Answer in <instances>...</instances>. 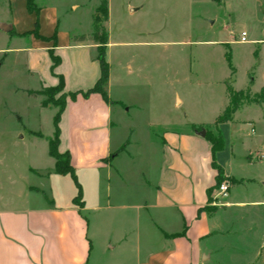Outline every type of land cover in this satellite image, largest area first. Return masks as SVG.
Here are the masks:
<instances>
[{"label":"rangeland","instance_id":"374dc122","mask_svg":"<svg viewBox=\"0 0 264 264\" xmlns=\"http://www.w3.org/2000/svg\"><path fill=\"white\" fill-rule=\"evenodd\" d=\"M100 1L35 0L40 33L50 36L56 32V41L61 45L94 44L91 37ZM106 1L107 20L101 16L98 20L107 35L110 98L120 101L113 110L122 111L120 116H112L116 125L112 140H139V148L128 150L136 159L137 170H154L157 153L153 146L162 137L187 149L190 159H180L185 168L197 174L208 170L210 164L202 161L206 140L195 137L192 146L182 139V132L196 124L197 132H205L204 137L209 133L217 136L218 127L214 128L213 121L228 104L227 84L234 91H248L250 100L264 88V0ZM7 2L0 0L2 18L9 17ZM241 32L247 34L245 43L239 42ZM30 42L27 37L19 38L9 47L25 49ZM92 51L87 47L61 48L54 53L61 65L50 72L55 74L59 68L60 74L68 78L76 61L85 70L82 61ZM38 54V61L43 62ZM48 56L46 61L52 64ZM29 66L27 53L21 52L7 54L0 69V198L5 202L18 200L17 194L29 180L30 159L39 158L41 147L27 140L29 133L52 138V118L65 100L63 91L29 95L42 91L38 78L27 74ZM165 124L172 126L173 132L163 128ZM238 130L239 139L235 138ZM219 134L224 142L223 169L244 179L245 186L235 189L236 194L248 198L263 191L264 159L260 155L264 151V104L243 103L231 123L219 126ZM214 163L218 164L217 160ZM222 177L211 192L216 199L222 198L217 192L221 185L228 189L231 185ZM18 208L23 205L19 203ZM126 264L135 262L129 260Z\"/></svg>","mask_w":264,"mask_h":264},{"label":"crops","instance_id":"0c3cea01","mask_svg":"<svg viewBox=\"0 0 264 264\" xmlns=\"http://www.w3.org/2000/svg\"><path fill=\"white\" fill-rule=\"evenodd\" d=\"M7 9L9 17H0V22L11 24L14 34L0 31V69L7 54L22 52L28 55L27 74L36 76L40 85L54 87L62 77L65 94L86 92L94 86L100 74L95 44L57 42L52 49V43L24 35L34 23L25 0H8ZM39 35L52 36L40 31ZM25 37L31 41L29 48L9 47L13 40ZM69 47L93 50L82 61L87 68L82 70L76 61L68 78L59 68L55 74L50 72L49 50L57 53ZM38 52L43 62L38 61ZM107 97L109 102L99 94L67 98L58 123L57 149L70 155L81 190L80 206L73 202L78 189L71 177L53 173L50 136L29 133L27 140L39 144L41 150L39 158L30 159L29 180L17 194L18 200L0 198V264H126L129 260L135 264H264V190L240 198L242 194L238 196L235 189L245 186L244 179L223 169L222 150L213 157L209 142L195 131L196 124L182 132V139L192 146L195 137L205 139L202 161L211 168L191 172L180 162L190 159L187 149L162 137L153 146L157 153L154 170H137L128 150L139 148V140H112L116 126L112 116L122 111L113 110L120 101L110 98V77ZM162 127L173 132L169 124ZM236 132L235 138H241ZM214 160L231 183L220 199L212 196L214 189L209 190L217 175ZM19 203L23 208H18Z\"/></svg>","mask_w":264,"mask_h":264},{"label":"trees","instance_id":"16d2710c","mask_svg":"<svg viewBox=\"0 0 264 264\" xmlns=\"http://www.w3.org/2000/svg\"><path fill=\"white\" fill-rule=\"evenodd\" d=\"M25 6L26 11L29 14H33L35 16L34 21V27L30 32L25 33L24 35H32L37 40H40L42 42H52V49L56 47V32L53 33V35L50 38H45L39 35V8L35 4V0H25ZM96 13L98 14V17L101 16L104 18V21L107 20V1L101 0L100 5L96 10ZM98 17H95V25H94V32L92 34L91 40L96 45L95 49V61H97L99 65V78L95 82L94 86L87 90L86 92H76V93H68L65 94V100L59 104L58 111L55 113L52 119L53 123V134L52 138L47 139L48 143V155L54 160V167H53V173L58 175H69L71 179L73 180L74 184L76 185L78 189L77 197L73 200L74 204L80 206L81 205V190L80 186L78 184L76 175L74 173V170L70 163V155L68 152L65 153H59L58 152V142H59V128L58 123L60 119V115L63 112L66 100L67 98L74 100L77 95H81L83 98L88 97L90 94H99L105 102H109L107 97V85H108V79H109V65L105 58V44H106V38L107 35L105 34L104 30L99 25ZM14 30L9 33V35H13ZM49 56L52 61L51 71L56 68L60 60L59 58L54 55L52 50H49ZM226 60L228 63V66L231 68V59L230 55H226ZM59 78V83L54 87H48V86H42V91L37 92H29V95H35V96H47L46 92H62L64 88V82L62 77ZM226 92L228 97V104L225 107V109L222 111L220 115H218L214 122L213 126L214 128L218 127L221 124L230 122L233 118V115L239 110L241 105L243 103H255L258 105L264 104V88H261L260 91L255 95V98L250 100V94L248 91L241 90V91H234L230 85H226ZM45 107V105H42ZM195 131L197 132L198 129L195 127ZM216 131V130H215ZM217 132V136H214L212 133H209L206 135L205 139L209 142L211 145V153L214 157L215 154L222 150L223 148V140L219 134V131ZM41 136V135H39ZM213 168L215 169L217 175L215 177V185L209 189L213 190L216 187H218L223 180L222 177V170L221 167L216 165L214 162L212 163Z\"/></svg>","mask_w":264,"mask_h":264},{"label":"built area","instance_id":"2783aa9c","mask_svg":"<svg viewBox=\"0 0 264 264\" xmlns=\"http://www.w3.org/2000/svg\"><path fill=\"white\" fill-rule=\"evenodd\" d=\"M247 34L245 32H241L240 34V39L239 42L241 43H245L247 42L246 40ZM264 74V71H263ZM261 159H264V151H262L261 155H260ZM217 192L219 193V195H221L222 197H225L227 195L228 192V187L226 185H221L218 189Z\"/></svg>","mask_w":264,"mask_h":264},{"label":"water","instance_id":"95a60500","mask_svg":"<svg viewBox=\"0 0 264 264\" xmlns=\"http://www.w3.org/2000/svg\"><path fill=\"white\" fill-rule=\"evenodd\" d=\"M131 11H133L131 9ZM13 30V27L11 24H6V23H1L0 22V31L5 33V34H9L11 33V31ZM200 137H204L205 136V132L204 131H201V132H198L197 133Z\"/></svg>","mask_w":264,"mask_h":264}]
</instances>
